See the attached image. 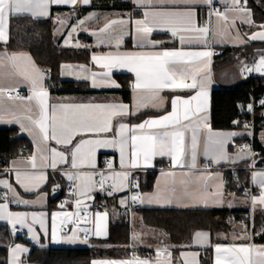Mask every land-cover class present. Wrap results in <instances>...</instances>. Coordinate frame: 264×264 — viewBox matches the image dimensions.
<instances>
[{"label": "snow or ice", "instance_id": "6c2138e0", "mask_svg": "<svg viewBox=\"0 0 264 264\" xmlns=\"http://www.w3.org/2000/svg\"><path fill=\"white\" fill-rule=\"evenodd\" d=\"M223 2L225 9L221 11L213 6L214 0H133L137 7L144 9L142 18L133 19L129 14L128 19H109L91 34L97 36L99 44L115 41L117 50L126 37L133 39L134 47L149 50L93 55L92 61L105 69L100 73L90 72L84 65L78 66V70H74L73 65H62L61 75H75L78 80L90 81L92 88H120L121 85L112 78L113 70L134 74L131 105L122 101L51 103L45 85V70L27 54L0 52V123L19 124L21 131L27 132L35 145L34 154L24 161L14 160L13 167L4 171L9 174L14 171L16 184L31 193L48 181L47 169L57 171L62 165L68 166L62 170V175L71 182L75 211L52 214V242L87 244L90 235L106 237L108 213L96 212L92 216L87 212L86 201L94 199L93 193L97 191L111 196L129 187L132 170L154 167L156 158H167L169 168L161 170L155 191L133 195L131 200L134 203L171 204L173 198H186L204 207L223 206L222 177L219 173L197 172L198 157L203 155L210 163L219 164L229 160L235 162L236 158L244 159L253 153L245 145L235 158L231 157L226 145L229 138L238 133L211 130L208 113L213 84L212 57L215 54L211 45L244 43L236 29V20L250 26L254 23L245 7L246 0ZM78 3L88 5L91 0H0V42L8 43L13 18L25 15L33 19L48 18L55 5L75 6ZM200 5L209 7L204 23L198 20L196 7ZM230 13L234 15L230 16ZM93 18L94 15L87 17ZM56 21L61 25L66 23V19L60 16ZM80 24L83 25L84 21L81 20ZM117 25L119 29L114 28ZM258 27L261 30L254 32L250 40L264 41V24ZM76 30V27L72 28V32ZM233 30L236 31L235 37L232 36ZM154 31L170 33L178 40L179 47L162 48L164 41L151 39ZM70 39L71 33L65 45L70 44ZM71 46L79 48L82 45ZM242 72L264 75V55L253 67L245 65ZM22 85L28 89L27 96L19 94ZM147 109L162 114L136 124L127 122ZM202 133L206 135L201 152ZM109 148L119 152L120 171L115 170L112 161H106L107 171L97 166L98 152ZM208 166L206 164L205 169ZM252 179L260 189L258 196L250 197L255 211L257 205L264 208V172L253 173ZM213 181L218 182L213 185L210 183ZM0 186L6 189L2 198L8 201L10 194L11 202L16 204L36 205L46 195L39 193L35 200H28L23 199L8 180L0 179ZM67 203L65 201L60 207L65 208ZM8 208L7 202L0 203V220H7L13 228L17 224L27 227L37 242L39 236L33 224L38 223L47 234L44 213L11 212ZM81 224H93L94 227H81ZM258 234L264 235V229ZM137 239L138 235L134 234L133 240ZM233 240L249 242L212 245L210 233L198 231L194 234L196 245L214 248V264H264V245L252 242L246 227L244 233L234 235ZM27 251L19 246L13 248L11 264H21L20 254ZM200 255L197 251L182 252L181 258L183 264H200ZM153 259L155 264H172V253L167 247L158 248ZM91 264H152V260L133 255L122 260H92Z\"/></svg>", "mask_w": 264, "mask_h": 264}, {"label": "trees", "instance_id": "16d2710c", "mask_svg": "<svg viewBox=\"0 0 264 264\" xmlns=\"http://www.w3.org/2000/svg\"><path fill=\"white\" fill-rule=\"evenodd\" d=\"M98 9L131 10L122 0H96ZM245 6L250 9L254 25L264 23V0H246ZM93 9L90 7L86 10ZM62 8H52L46 19H32L27 16L16 17L10 21V38L7 44L0 45V49L9 52H26L35 64L45 70V85L50 92L72 93L82 92L86 82L62 80L59 78V68L62 64H84L88 62L89 51L86 47L61 46V38L54 34V13ZM81 10L82 12L86 11ZM138 15V13H133ZM153 37L161 38L162 34ZM173 42L164 40L161 47H174ZM254 49H264V43H250L238 48H223L213 58V67L228 65L240 59ZM256 54L251 57L255 58ZM86 93L87 91H83ZM124 100L128 99L126 92H122ZM264 101V75L246 77L241 83L229 88H213L209 97L210 126L214 130H243L249 120V115L243 112V106L249 99ZM264 104L254 109L252 113L253 129L251 144L255 150L252 162L255 167H264V147L257 140L259 131L264 130ZM244 142L250 143L248 139ZM31 153V144L27 138L15 128H0V169L7 161L16 156H27ZM51 186L52 182L48 183ZM150 185L146 186L149 189ZM249 189V174L245 170L227 173L224 190L235 196H245ZM49 207L60 201L65 190L60 187L57 192L49 191ZM94 207L109 213L108 234L105 239L93 240L89 247L79 248H51L30 246L25 261L32 264H90L93 259H122L131 255L129 244V225L127 219L119 214L117 198H101L95 196ZM135 214L142 225L151 230L162 233L168 244L174 249H180L190 240L192 234L198 230L210 233V242L224 243L231 226L238 224L240 231L245 227L251 233L252 242L264 244V235L258 233L264 229V209H208V208H137ZM28 242L18 235H12L5 224H0V264H6V253L10 244ZM136 254H143L142 250ZM209 261V258L205 259Z\"/></svg>", "mask_w": 264, "mask_h": 264}, {"label": "crops", "instance_id": "0c3cea01", "mask_svg": "<svg viewBox=\"0 0 264 264\" xmlns=\"http://www.w3.org/2000/svg\"><path fill=\"white\" fill-rule=\"evenodd\" d=\"M99 1L96 0H91V3L88 5H84L82 3H78L77 5H55L52 8H62L63 10L61 11H55L54 16V34H55V27L60 26L59 33L55 34L57 37L61 38V46L64 47H74L71 45H74L76 43H79L82 45L81 47H85L88 49L89 54H88V62L84 64H70L67 63V65H73L74 70H78V66L84 65L87 67L90 72H103L105 69H102L98 65H96L92 61V56L93 55H105L108 53H115L116 51L124 52V51H142V50H149V49H139L134 47V41L131 37H126L125 42L122 45V47L117 50L115 48V41H113L111 44H99L97 36L92 35L91 33L94 31H98L100 27H102L107 20L109 19H118V18H124L128 19L129 14L133 19L136 18H142V13L144 11L143 8L137 7L134 3L133 0H122L124 2V5H128L131 7V10H117V9H98V5H100L102 2L98 3ZM230 2V0H229ZM215 8L220 9L223 11L225 9V4L223 0H214V5ZM90 7H93V9L86 10ZM246 7V6H245ZM51 8V9H52ZM247 8V7H246ZM85 9L86 11L82 12L81 10ZM248 11L251 14V11L249 8H247ZM197 10V15H198V20L200 23H204L205 19L207 18V13L209 11V7L206 5H200L196 7ZM133 13H138V15H133ZM90 15H94L93 19H87ZM234 15L230 13V16ZM27 16V15H25ZM57 16H60L62 18L66 19V23L61 25L57 23L56 18ZM30 17V16H27ZM31 18V17H30ZM33 19V18H32ZM40 19H46V18H40ZM251 19H252V14H251ZM83 20L84 24L81 25L80 21ZM264 24V23H262ZM261 25V24H259ZM259 25H248L245 23H242L240 19L236 20V29L239 30V35L244 43H238V42H227L223 44H215L213 43L211 45L212 50L214 51V55L212 57V77H213V84L211 89L213 88H229L233 87L239 83H241L246 77L249 76H261L262 74L256 73V72H242V69L244 68L245 65L248 67H253L260 59L262 55H264V49H254L250 54H256L255 58L251 57V55L245 54L242 56L240 59L234 61L231 64L220 66L218 68L213 67V58L215 55L220 53V50L223 48H238V47H243L246 46L250 43H264V41L260 40H250L249 37L256 31H259ZM72 26L76 27L75 32H71V39H70V44L65 45V40L69 39V33H66L68 31V27ZM114 28L119 29V26H114ZM84 29H87L85 31ZM62 32V33H61ZM154 34H162L161 38H155L153 37ZM236 31L233 30L232 36L235 37ZM151 39L157 40V41H168V43L173 42L175 44L174 47H167V49H173L176 47H179L178 40L176 38L171 37L170 33L164 32V31H154L151 35ZM0 45H4L3 42H0ZM164 48V47H162ZM5 51V49H0V52ZM9 52V51H8ZM13 53V52H9ZM15 53H24L29 55L26 52H15ZM30 56V55H29ZM33 60V59H32ZM66 65V64H62ZM62 65H60L59 68V78L62 80H73V81H83L86 82V88L82 89V92H72V93H55V92H50V97H51V103H68V102H75V103H81V102H109V101H115V102H124L127 104L132 103V89H131V83L134 80V74L127 72L126 70H113L112 73V78L115 79L120 85V88H92L90 86V81H85V80H78L76 79L75 75H61L62 72ZM7 83V81H5ZM210 89V91H211ZM19 91H22L23 93H28V89L26 86L22 85L19 89ZM83 91H87L84 93ZM122 92H126L128 95V99L124 100L122 96ZM165 95H168L165 93ZM170 111V106L168 108ZM210 110V108H209ZM17 114H19V110H17ZM162 113L157 112L155 109H147L144 110L141 114L138 116H134L129 118L127 122L130 124H136L142 122L144 119H147L149 117H155L157 115H160ZM209 116V124H210V112L208 113ZM13 127L15 128L20 134L24 135L27 140L31 144V153L27 156H16L10 158L6 165L0 169V179H6L13 185V187L16 188L17 192L23 199H28V200H35L37 198V195L39 193H44L45 198L43 201L39 204L36 205H23V204H16L11 202V195L9 194V199L8 201H5L2 198V194L6 191V189L3 188V186H0V203H5L7 202L9 204L8 210L11 212H20V213H44L45 214V225L47 228V234H45L44 230L41 229L40 225L33 224V228L35 229L37 235L39 236V241L37 242L32 238V234L29 233L27 227H23L19 224L15 225V228H13V225L10 224L7 220H0V224H5L6 228L11 232L12 235H18L24 240L28 242V245L21 243V242H16L13 244H10L7 249L6 253V264H11L12 261V249L19 246L23 248H27L28 251L25 253L20 254V261L21 264H32L28 263L25 261L24 257L29 253L30 251V246L34 247H51V248H79V247H89L92 243L93 240L97 239H105L106 237H96L94 235H90L88 238V243L83 244V243H76V244H65V243H54L51 240V229H52V214L55 212H61V211H75L74 207V199L75 197H70L66 194L63 196L61 199V204L64 203L65 201H68V203L65 205V208H61L60 205L56 204L54 206L49 207V199H50V190L52 189L54 192H57L60 187H62L64 190L66 189L67 186H71V182L67 180L66 176L62 175V170L64 168H67V165H62L60 166V170L53 171L52 169H47L46 172L48 174V181L37 191L34 192H25L19 185L16 184L15 181V173L14 171L9 173H6L4 170L5 169H10L13 167L12 162L15 161H24L26 160L29 156L34 154L35 152V145L33 143L32 137L28 135L27 132L21 131L20 125L16 123H0V128H9ZM211 127V126H210ZM213 132L216 133H238V135L232 136L229 138V141L226 145V150L229 153L231 157H236L237 153L232 152L231 150V145L234 143L238 142H244V139H249L251 137L250 132L247 135H242L241 130H214L211 128ZM244 130V129H243ZM264 132V130L259 131L257 134V140L258 143L264 147V139L260 137V133ZM206 133L201 134V152L203 149V140L204 136ZM54 145V142H53ZM101 155H110L111 161L114 164L115 170L120 171L119 167V159L120 155L119 152L115 149H101L98 154H97V166L99 164V158ZM208 164V168L205 169V165ZM154 167H149V168H144L141 167L139 169L132 170L133 175L132 178H134L136 185L135 191L127 194V188H125L122 191L114 192L115 198H117V204L118 206H124L129 202H133L131 200V197L137 193L140 194H150L155 191V186L156 182L158 179H160V173L161 170H168L169 168V161L167 158H156L154 161ZM17 166L19 167H25L23 164H18ZM251 169V170H250ZM237 170H245L249 174V189L246 192L245 196L239 197L235 196L234 194L226 193L224 190L225 187V180H226V174L227 173H234ZM179 171V170H178ZM197 172H204L207 171L209 173H212L213 175L219 173L220 177H222L223 180V191H224V203L223 206H209V207H204L195 201H191L188 199H181L177 200L173 198V203L171 204H157V203H144L141 204L139 202H135L138 208H173V209H190V208H208V209H219V208H228V209H238L239 207H232V204H236V198H243L246 199L247 202L249 203L250 208L252 210V205H251V196H258L260 189L259 185L253 182L252 176L253 173L255 172H264V167H255L254 163L251 160V156H247L244 159H239L236 158L235 162L232 160L229 161H222L219 164H213L210 163L208 160L204 158L203 155H200L198 157V169L196 170ZM49 182H52L53 185L50 188V185L48 184ZM218 181H213L210 182L213 185L217 183ZM56 185H59V188H56ZM150 185L149 189H146V186ZM55 189V190H54ZM94 199L96 196V192L93 193ZM94 199L92 200H87L86 204L88 205L87 212L94 216L96 212H105L106 210L102 209H97L94 207ZM125 200V204H121L120 201ZM229 203L231 204V207H229ZM239 203V202H238ZM183 204H188L190 206L184 207L181 206ZM256 208H262L261 206L257 205ZM107 212V211H106ZM108 213V212H107ZM83 214V210H82ZM135 216V211L132 212L129 216V244L128 247L131 250V254L129 257H132L133 255L139 256L141 258H144L145 252H150L152 255V264H155L154 257L156 250L158 248H164L167 247L168 250L172 253V264H183V260L181 258V253L182 252H193L197 251L200 252V264H214V248L213 247H200L199 245H196L194 243V234L198 231L202 232H207L204 230H198L195 231L188 243L181 247L180 249H174V247L170 246L166 240V237L157 231L154 230H144L140 235H138L133 228V223H137ZM108 219H109V213H108ZM29 223H31V220H29ZM69 227H72V225H69ZM81 227H94L93 224H81ZM143 230V229H142ZM107 232H108V220H107ZM248 232V231H247ZM244 232L240 231L238 232V235H242ZM136 234L138 235L139 239L133 240V235ZM145 234V235H143ZM249 235H251L250 232H248ZM61 235H64L62 232ZM81 239H83L84 234L81 233ZM248 240H236V241H226L224 243L220 242L219 244L222 245H229L232 243H248ZM212 244V243H211ZM217 243H214L212 245H215ZM256 244V243H255ZM257 245H264V244H257ZM142 250L143 254H136V251ZM127 258H122V259H127ZM209 258V261H206L205 259ZM122 259H110V260H122ZM93 260H102V259H93ZM92 261V260H91ZM90 261V264H91Z\"/></svg>", "mask_w": 264, "mask_h": 264}, {"label": "built area", "instance_id": "2783aa9c", "mask_svg": "<svg viewBox=\"0 0 264 264\" xmlns=\"http://www.w3.org/2000/svg\"><path fill=\"white\" fill-rule=\"evenodd\" d=\"M19 94L27 96V94L23 93L22 91H19ZM249 105H251V110H249ZM260 105H261V100L260 99L253 100V99L250 98L249 102L246 103L243 106V109H242L243 112L248 114L249 117H250L248 122L246 123V125H247L246 130H248L250 132L251 136H252V129H253V125H254L253 124V120H252V113H253L254 109L257 108ZM261 117H264V112L261 113ZM251 140H252V137H250L248 139V141L250 143L238 142V143L232 144L231 145L232 152L239 151L241 147L247 145L249 147V149L251 150V152L253 153V155H254L255 154V150L252 147ZM253 155H251V160H252ZM106 161H111L110 155H101L100 158H99L98 168H100L101 170L107 171V169H106ZM130 180H131V182L129 184V187H127V194H130V193L134 192L135 189H136V186H135L136 182H135L134 178L131 177ZM65 191H66V194L68 196L73 197V195L71 194V186H67ZM96 195H99L101 198H106V197H113L115 194L113 193V195L109 196V195H107L104 192H98L97 191ZM57 204L61 205V200L58 201ZM137 208L138 207H137L136 203L129 202L126 205L119 207V214L128 220L130 214L132 212H134ZM145 258L152 259L151 253L147 251V253L145 254Z\"/></svg>", "mask_w": 264, "mask_h": 264}, {"label": "rangeland", "instance_id": "374dc122", "mask_svg": "<svg viewBox=\"0 0 264 264\" xmlns=\"http://www.w3.org/2000/svg\"><path fill=\"white\" fill-rule=\"evenodd\" d=\"M69 29H68V31L66 32V33H71L72 32V26H70V27H68ZM60 30V26H57V27H55V34H57V33H59V30ZM62 33V32H61ZM242 131V135H247V134H249L248 132V130H246V129H244V130H241ZM260 137L262 138V139H264V132H261L260 133ZM234 199L236 200V204H232V207H239V208H248V207H250V205H249V203L247 202V200L246 199H243V198H236V197H234ZM239 202V203H238ZM135 218H136V220H137V223L135 222V223H133V228H134V231L138 234V235H140V234H142V233H145V232H143L144 230H149L147 227H145L144 225H142V223L140 222V220H139V218H138V215H136L135 214V216H134ZM129 221V218H128V220H127V222ZM129 223V222H128ZM143 229V230H142ZM240 230H241V227L238 225V224H235V225H232L231 226V230H230V232H229V234L226 236L227 238H225L224 236H221V238H223V239H225V240H227V241H236V240H233V236L234 235H236V236H239L238 235V232H240ZM143 235H145V234H143ZM147 252H145V254H146ZM131 254H133V253H131ZM145 254L143 255L144 256V258H145Z\"/></svg>", "mask_w": 264, "mask_h": 264}]
</instances>
